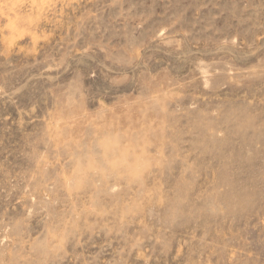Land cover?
<instances>
[{
    "label": "rangeland",
    "instance_id": "1",
    "mask_svg": "<svg viewBox=\"0 0 264 264\" xmlns=\"http://www.w3.org/2000/svg\"><path fill=\"white\" fill-rule=\"evenodd\" d=\"M0 264H264V0H0Z\"/></svg>",
    "mask_w": 264,
    "mask_h": 264
}]
</instances>
